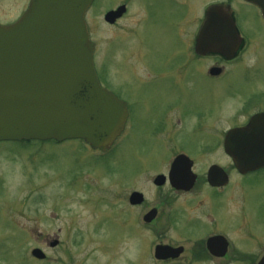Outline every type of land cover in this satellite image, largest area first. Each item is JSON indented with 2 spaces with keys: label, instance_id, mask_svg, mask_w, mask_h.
<instances>
[{
  "label": "rangeland",
  "instance_id": "374dc122",
  "mask_svg": "<svg viewBox=\"0 0 264 264\" xmlns=\"http://www.w3.org/2000/svg\"><path fill=\"white\" fill-rule=\"evenodd\" d=\"M221 1H94L86 20L95 44L97 76L126 104L134 122L105 154L82 141L0 142V264H157L153 253L159 235L188 249L214 233L229 243L225 258L192 264H257L264 255V170L240 176L222 149L211 148V137L225 136L230 127L243 124L254 111L243 113L248 100H264V43L250 40L229 81L205 80L187 86L177 84L171 74L180 40L187 44L204 11ZM29 2L0 0V24L15 22ZM124 4L127 11L122 20L107 24L104 15ZM149 4L154 7L150 19ZM239 13L253 21L249 31L243 30L245 38L253 32L264 35V24L254 19L253 12L241 9ZM171 109L218 111L222 116L218 128L209 127L201 141L209 151L200 153L195 148L193 153L196 173L204 175L212 162L228 173L229 185L217 199L201 181L191 194L154 188L153 178L169 170L159 158L178 148L174 136L181 127L169 128L157 138L160 151L152 157L128 152L129 143L141 144L149 132L139 122L140 115L150 111L159 118ZM176 115L170 120L175 121ZM190 120L187 131L194 125ZM132 191L143 193L146 210L158 208L164 214L153 226L137 228L134 234L128 233L124 220ZM55 240L59 245L50 248ZM37 248L46 255L45 261L31 256Z\"/></svg>",
  "mask_w": 264,
  "mask_h": 264
},
{
  "label": "water",
  "instance_id": "95a60500",
  "mask_svg": "<svg viewBox=\"0 0 264 264\" xmlns=\"http://www.w3.org/2000/svg\"><path fill=\"white\" fill-rule=\"evenodd\" d=\"M94 0H31L25 14L15 23L0 25V142L83 140L92 149L107 151L124 129L128 113L123 102L101 88L93 62L85 15ZM257 6L264 18V0H244ZM126 12L122 6L109 12L105 21L114 24ZM241 45L230 7L213 6L196 41L198 54H221L233 59ZM225 154L241 175L264 169V114L253 117L247 127L229 131ZM193 163L179 156L169 179L177 191L194 187ZM212 187H226L229 177L218 167L210 168ZM164 177L154 184L162 186ZM144 197L133 193L132 205ZM151 211L145 222L155 219ZM58 246V241L50 244ZM229 244L222 236L207 240V249L222 258ZM182 249L157 246L155 258H178ZM32 256L44 260L42 251ZM258 264H264V256Z\"/></svg>",
  "mask_w": 264,
  "mask_h": 264
},
{
  "label": "flooded vegetation",
  "instance_id": "af4514ba",
  "mask_svg": "<svg viewBox=\"0 0 264 264\" xmlns=\"http://www.w3.org/2000/svg\"><path fill=\"white\" fill-rule=\"evenodd\" d=\"M164 1H167V0H164ZM220 5L231 6L232 14L234 16V20H235L239 35L242 38V45L239 48L240 51L236 54V57L233 59H228L225 56L220 55V54L207 53L203 55V54H198L196 52V46H195L196 39L200 33V29L205 20V13H206V10H205L203 13L201 24L199 25L198 29L189 32V38H190L189 42L186 44L179 39L181 42V46L177 47L174 51V54H173L174 59H177V61H176V66L172 68L171 70V74L173 76L174 81L177 84L191 86L197 82H204L205 80L229 81L231 79V77L229 76L232 75L236 71L234 67H237V65L239 64V61L243 58V56L247 52L248 43L251 41H254L255 43H257L258 41V44L264 43V35H260L255 32L251 33L249 38H245V36L243 35V30L245 32L249 31L248 28L249 26H251V23L253 21H251L248 18V16L245 17L241 15L239 13L241 12V9H243V11L245 12H249V11L253 12L255 14L254 19H256L257 22H259L261 25L264 24V19L261 16V12L256 6L250 3H247L243 0H222ZM123 6H126V5L124 4ZM234 7L236 9H234ZM147 8H148V19H150V14H152L154 7L149 4ZM126 10H127V6H126ZM111 11H114V10H111ZM122 18L117 20L115 22V25L118 21L122 20ZM175 19L176 18H174L171 21V23L169 22L172 28H174L173 24H174ZM239 19H240V24H239ZM262 102L264 103V100L261 99V97L258 99V101L248 100L244 106L243 113L246 114L247 112L254 110L253 113L247 117L246 121L243 124L230 127L229 130L236 129V128H244L247 126V124L249 123L250 119L253 116L257 114H263L264 106L261 105L263 104ZM128 113H129V110H128ZM218 113H219L218 111H209V110H195V111H189V110L178 111L177 110L176 111V110L171 109L168 113L164 114L163 116H160L159 118L155 116L154 114L150 113V111L146 112L145 113L146 115L145 114L140 115L139 122L141 123L142 127L145 128L146 130L149 128V132L145 134V136L142 139L141 144L139 142L132 143V144L129 143L128 152L131 150L136 151L137 153L143 152V153H146L147 156L152 157V155L156 154L157 151H160L159 146L155 142L161 134L167 133L169 131V128L173 129V128H176L177 126L182 128V131L178 133V135L174 136L175 140L179 141L177 142L179 143L178 148L172 150L173 154L171 153L167 154L166 152H164L165 153L163 154L164 156H161V158H159L160 160H164L169 165V170L166 175L158 174L153 178L152 183H154V180L157 176L164 177V183L162 186L157 187V186H154L153 184L156 190L168 191L170 194H191L193 193L194 188L199 183V181H201L203 182V185L207 186V188L211 191V193L216 199L223 193L225 188L211 187L207 182V173L209 169L212 166H220L219 163L218 162L209 163V165L207 166L205 170V174L204 175L198 174L195 171L197 160L195 159V156L193 154L195 152L194 150L195 148L200 153H207L209 151L210 147H208L206 143L201 144V141L206 139V134L209 130V127L211 128V130H213V128H218V126L221 124L222 116L218 115ZM173 114H177L176 116H174L175 121H173L174 119L170 120ZM192 118L194 119V125L190 128L189 131H187V128H188L187 126L192 124V121L190 120ZM133 122L134 121L133 119H131V116L129 113V117H128L125 130L123 134L121 135L120 139H122L127 134L128 126ZM137 122H138V119H137ZM224 137L225 136H223V134L219 138L212 136L211 137V144H212L211 148L213 149V146H215L214 148L222 149V152L224 153ZM193 145H195V147ZM134 154L136 155V153ZM179 156H186L192 161L193 163L192 170L197 176V181H196L195 186L193 187V189L187 192L177 191L176 189L172 187L171 181L169 180V173L171 170V166L175 162L176 158ZM134 157L135 156H131L132 159H134ZM135 192H139V191H132L127 197L129 208L126 209V212L124 215V220L126 222V229H128V233L131 231L133 234L136 233L137 228L151 227L155 223H157L159 219H162L164 217L163 212L159 211L158 208H151V209L146 210L145 196H144L145 200L142 204L130 205L129 204L130 195ZM212 207L216 209L218 208V204H213ZM152 210L156 211L155 219L151 223H146L145 217ZM167 211H168V214L166 218L169 220L168 226L171 227L173 224L172 222L173 216H172L170 207H168ZM216 236H222V235H217L214 233L210 237L208 236L205 237L204 241L200 243H196L193 246H191V248L187 249L186 246L173 243L172 241L164 238L163 235H159L158 243L156 246H159V245L168 246L174 250L181 248L182 254L178 258H175V259H168V260H156L154 258L153 259L156 261L157 264H180L183 262L187 264H192L193 262H202V261H211V262L222 261L225 258V256L222 258L215 257L212 254H210V252L207 249V240L211 237H216Z\"/></svg>",
  "mask_w": 264,
  "mask_h": 264
}]
</instances>
